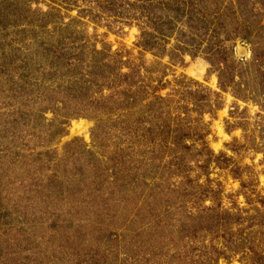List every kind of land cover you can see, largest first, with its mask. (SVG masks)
<instances>
[{"label":"rangeland","instance_id":"1","mask_svg":"<svg viewBox=\"0 0 264 264\" xmlns=\"http://www.w3.org/2000/svg\"><path fill=\"white\" fill-rule=\"evenodd\" d=\"M110 1L76 0L68 7L66 0H0V264H54L53 251L60 249L66 257L56 264H86L90 246H104L105 239L114 246L110 260L117 259L115 264H128L129 258L135 264L146 263L159 255H175L178 251L181 255L186 249L195 252V256L198 251L194 245L205 241L206 246L213 244L223 249L225 242L239 238L240 228L245 231V238L252 230L248 245L264 253V227L257 225L264 220L260 203L264 198V70L260 72L251 65L255 46L242 39L234 44L235 64L229 61L228 67L234 66L230 71L235 69L237 75L241 72L246 85L227 92L219 88L218 72L223 65L212 66L203 55H185L182 64H169V57L160 62L152 53L144 56L149 68L158 62L169 66L164 82L171 84L163 95L176 89V80L186 87L192 80L220 94V109L213 116L205 115L202 122L210 132V149L216 156L225 157L219 166L210 165L208 180L194 162L191 178L198 177L200 185L219 192L220 211L242 220L241 226H233L231 221L226 236L208 232L197 236L191 233L186 238L185 233L147 227L137 234H127L107 220L109 231L100 233L92 224L97 220L93 214L89 223L79 222L86 215L65 214L71 200L70 184L83 190L91 185L107 189L112 176L107 159L111 150L99 145L104 138L102 130L96 144L93 141L96 120L90 109H85L98 89L88 71L92 60L88 54L78 59L75 48L85 46L89 53L93 48L102 51L105 46L112 54L128 52L133 58L140 57L135 47L138 28L117 24L112 15L102 13L101 6L107 7ZM243 14L239 23L255 30L264 28V10L255 2L246 5ZM258 35H264V30ZM250 37L264 46L256 33ZM174 44L172 37L167 49ZM241 49L246 51L243 57L238 54ZM198 125L202 129L203 125ZM71 142L76 144L67 148ZM112 142L109 135L102 144L110 146ZM95 176L105 183L90 180ZM175 198L171 201L174 206ZM188 198L181 213L174 208L164 214L159 208L154 218L162 226L194 225V205ZM206 206H211V202H206ZM55 208H59L58 213ZM256 208L261 210L259 214ZM107 212L112 216L113 211ZM121 219L115 223L121 224ZM251 221L255 222L254 227L245 230ZM128 243L136 245L134 251L140 246L148 256L135 258L137 253ZM66 252L79 257L70 260ZM218 264H252L251 255L249 251L233 255L228 249V260Z\"/></svg>","mask_w":264,"mask_h":264},{"label":"trees","instance_id":"2","mask_svg":"<svg viewBox=\"0 0 264 264\" xmlns=\"http://www.w3.org/2000/svg\"><path fill=\"white\" fill-rule=\"evenodd\" d=\"M66 1H69L67 6L72 7L76 0ZM252 2L264 10V0H111L107 7L101 6L102 13L112 15L115 23L138 28L140 35L135 47L139 50L140 57L133 58L128 52L112 54L111 49L105 46L102 51L93 48L89 53L85 46L75 48L78 59L88 54L92 60L88 71L98 89L96 97L85 109H90L96 120L93 141L96 144L102 130L104 138L99 145L102 149L111 150L107 159L111 163L112 176L107 189L103 185L101 188L91 185L83 190L74 183L70 184L72 193L67 212H64L66 215L72 212L86 215L79 222L89 223L90 215L93 214L97 220L92 224L96 225L95 228L100 233L105 229L106 232L109 231L105 225L111 221L112 225H117L127 234H137L147 227L155 231H175V234L180 235L185 233L186 238L191 233L197 236L199 233L207 235L208 232L226 236L228 231L230 233L231 221L233 226L242 225V220H237L228 211H220L219 192L200 185L198 177L194 180L191 178L194 162L197 168L204 171L208 180L210 165L219 166L221 159L225 157L223 154L216 156L210 149L207 140L210 132L202 122L205 115L213 116L220 109V94L192 80L187 83V87L176 80V89L163 95V91L171 84L164 82L169 66H162L158 62L149 68L144 56L152 53L160 62L169 57V64H182L185 55L192 58L203 55L212 66L223 65V69L218 72L221 91L243 87L246 85L244 75L241 72L237 75L235 69L230 71L234 66L228 67L229 61L235 64L233 46L237 40H247L255 46L251 65L256 66L260 72L264 70V46L255 42L256 38L252 40L250 37L252 32L256 33V37L263 39L261 44L264 45V35H258L259 32L262 34L264 28L258 27L255 30L246 26L247 24L239 23L240 16L244 17L246 5L249 7ZM107 28L112 30V27ZM172 37L175 44L168 50ZM154 75L156 78H153ZM183 80L187 81L185 78ZM109 121L110 124L107 123ZM198 124H202L204 130ZM109 135H112L113 144H102ZM75 142H71L67 148L76 144ZM96 176L90 180L105 183ZM240 181L244 188V182ZM187 197L194 205V213L191 214L194 225L179 224V220H176L179 228L174 224L162 226L161 221L154 218V215L159 214V208L164 214L175 210L174 208L181 213ZM51 198L50 196L49 199ZM174 198L175 206L171 203ZM208 201L211 206H206ZM154 203L156 206H153ZM260 203L264 208V198H261ZM55 209L58 213L59 208ZM256 209L259 214L261 210ZM107 211H113L112 216ZM120 218L121 224L115 223ZM254 225L255 222L250 223L245 230H251ZM257 225L264 227V220ZM95 228L93 229L96 231ZM240 229L239 238L225 242L223 249L213 244L211 247L206 246L205 241H202L201 245H194L198 251L195 256V252L186 249L181 255L178 251L175 254L177 257L174 254H164L155 260L151 258L150 262L149 258L146 263L141 264H218L220 260H228V249L233 255L249 251L252 264H264V253L256 251L255 246L248 245L247 237L252 235V230L245 238V231ZM68 243L71 244L69 238ZM133 243L138 244L135 240ZM128 245L133 251L136 248L131 243ZM113 247L108 239H105L104 246L97 245L94 248L91 245L87 251L90 258L84 259V262L117 263V259L110 260ZM145 251L138 246L134 251L137 254L133 256L143 259L148 256ZM66 253L70 260L79 257V254ZM54 254V264L55 261L65 260L63 249L53 251V256ZM81 259L83 261L82 257ZM129 259L128 264L136 263Z\"/></svg>","mask_w":264,"mask_h":264},{"label":"water","instance_id":"3","mask_svg":"<svg viewBox=\"0 0 264 264\" xmlns=\"http://www.w3.org/2000/svg\"><path fill=\"white\" fill-rule=\"evenodd\" d=\"M239 56L243 57L246 54V51L244 49L239 50L238 52Z\"/></svg>","mask_w":264,"mask_h":264}]
</instances>
